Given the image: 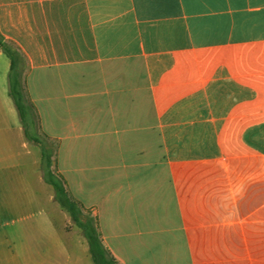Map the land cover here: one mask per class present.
<instances>
[{
    "label": "crops",
    "instance_id": "obj_1",
    "mask_svg": "<svg viewBox=\"0 0 264 264\" xmlns=\"http://www.w3.org/2000/svg\"><path fill=\"white\" fill-rule=\"evenodd\" d=\"M0 36V264L88 252L46 164L116 264H264V0H0Z\"/></svg>",
    "mask_w": 264,
    "mask_h": 264
},
{
    "label": "trees",
    "instance_id": "obj_2",
    "mask_svg": "<svg viewBox=\"0 0 264 264\" xmlns=\"http://www.w3.org/2000/svg\"><path fill=\"white\" fill-rule=\"evenodd\" d=\"M0 50L8 57L10 60V95L18 106V101L20 99V93L16 89L18 86L17 79V66L19 64V59L21 58L19 53L13 49L9 44H7L3 38L0 36ZM21 115V114H20ZM48 165L42 167V174L44 181L48 183L54 190V199L58 205L64 209L70 216L71 220L76 226L82 230L83 237L85 238L88 245V252L94 264H116L114 259L106 254L105 250L100 244L95 228L91 222L81 223L79 221V209L76 203L68 196L65 191L63 184L60 180L55 178L50 171L47 170Z\"/></svg>",
    "mask_w": 264,
    "mask_h": 264
},
{
    "label": "rangeland",
    "instance_id": "obj_3",
    "mask_svg": "<svg viewBox=\"0 0 264 264\" xmlns=\"http://www.w3.org/2000/svg\"><path fill=\"white\" fill-rule=\"evenodd\" d=\"M19 67L21 71H25L26 69V65L22 58L19 59ZM35 85L40 86V83L37 82ZM73 227L74 226H71L69 228ZM80 234L83 236L82 230ZM78 238H80V240L82 241L81 237H78L76 233L66 235L63 238V242L65 245L64 254L59 257H50L49 264H94L92 262L90 254L86 251H83V248L78 246Z\"/></svg>",
    "mask_w": 264,
    "mask_h": 264
}]
</instances>
